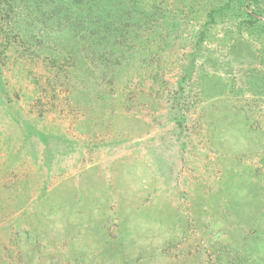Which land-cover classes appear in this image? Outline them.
Instances as JSON below:
<instances>
[{"label": "rangeland", "instance_id": "374dc122", "mask_svg": "<svg viewBox=\"0 0 264 264\" xmlns=\"http://www.w3.org/2000/svg\"><path fill=\"white\" fill-rule=\"evenodd\" d=\"M112 4L115 72L0 23V264H264V0Z\"/></svg>", "mask_w": 264, "mask_h": 264}, {"label": "trees", "instance_id": "16d2710c", "mask_svg": "<svg viewBox=\"0 0 264 264\" xmlns=\"http://www.w3.org/2000/svg\"><path fill=\"white\" fill-rule=\"evenodd\" d=\"M109 1L110 5L106 4L108 0H0V23L3 21L10 23V14H14L18 22L33 26L47 34L71 35L75 45V50L70 52L73 53L70 56L71 59L76 56L75 53L79 49L80 52L81 50L85 52V55L87 51L90 57L92 54L96 55L100 63L104 61V57L111 56L114 61H117L112 66H115V72L117 67L119 70L128 64V53L134 43L131 36L124 38V33L127 34L126 28L132 27L129 24L133 25L132 28L138 31L137 34L140 32L141 35L148 26H150L149 33H155L156 22L154 18L150 19L143 12L135 20L128 21L130 6L119 4L116 9L109 8L113 5L112 0ZM102 4L103 6H101ZM150 10L158 15L156 7L150 8ZM210 11L214 13L217 10L213 8ZM12 23L15 24L14 21ZM119 34L124 39L117 41ZM111 46L124 47V49L121 48L122 50L118 51L117 47L115 51ZM109 69L107 64H101L98 67L100 74L102 72L104 75L108 74ZM111 72L110 76H113L114 74ZM185 81V78L179 80L178 89L174 92L173 97L172 110L178 113V116L175 117V124L178 128L182 127L184 120V116L179 113L184 110L182 96L186 93Z\"/></svg>", "mask_w": 264, "mask_h": 264}]
</instances>
